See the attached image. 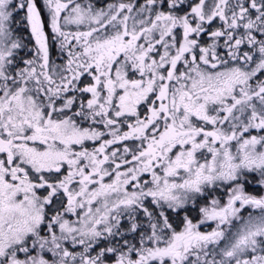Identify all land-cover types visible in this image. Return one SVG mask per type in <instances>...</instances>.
Segmentation results:
<instances>
[{"label": "snow or ice", "instance_id": "1", "mask_svg": "<svg viewBox=\"0 0 264 264\" xmlns=\"http://www.w3.org/2000/svg\"><path fill=\"white\" fill-rule=\"evenodd\" d=\"M0 264H264V0H0Z\"/></svg>", "mask_w": 264, "mask_h": 264}]
</instances>
